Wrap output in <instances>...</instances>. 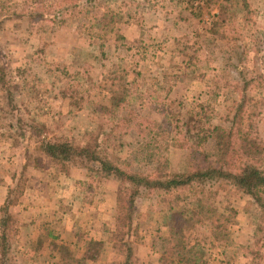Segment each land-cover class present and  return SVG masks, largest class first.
I'll return each instance as SVG.
<instances>
[{
  "label": "rangeland",
  "instance_id": "374dc122",
  "mask_svg": "<svg viewBox=\"0 0 264 264\" xmlns=\"http://www.w3.org/2000/svg\"><path fill=\"white\" fill-rule=\"evenodd\" d=\"M221 2L0 0V235L10 244L5 264H124L128 256L133 264H160L170 196L139 197L130 228L121 229L122 185L90 171L95 163L62 166L42 145L45 138L98 142L134 171L186 172L194 155L187 130L225 125L224 115L243 96L237 87L242 73L255 80L246 94L264 98V0H234L222 25ZM93 5L124 13L128 22L104 33L92 26ZM87 7L89 16L82 11ZM36 12L56 22L42 32L41 24H30ZM213 21L219 25L212 27ZM115 66L127 72L134 99L116 115L121 121L114 128L118 121L107 122L109 115L100 113L110 105L104 86ZM256 106V133L264 143V107ZM128 119L149 122L146 139ZM111 129L113 139L103 144ZM205 135L203 147L211 151L213 138ZM141 141L153 144L144 148ZM217 206L236 212L221 224L231 240L206 250L204 264H264L258 205L232 186ZM191 235L194 241L197 235ZM209 235V229L201 231L199 239ZM3 258L0 249V264Z\"/></svg>",
  "mask_w": 264,
  "mask_h": 264
},
{
  "label": "trees",
  "instance_id": "16d2710c",
  "mask_svg": "<svg viewBox=\"0 0 264 264\" xmlns=\"http://www.w3.org/2000/svg\"><path fill=\"white\" fill-rule=\"evenodd\" d=\"M234 0H222L220 5V25L225 24L223 11ZM90 3V2H89ZM227 5V6H226ZM76 7L78 6L75 4ZM90 20L92 26L101 27L106 33L109 28L116 29V24L127 23V15L113 10L102 12L93 5ZM97 8V9H96ZM242 11H247L246 3L240 5ZM89 16V7L82 8ZM30 24H41L45 32L48 23H55L43 12L29 15ZM129 18V17H128ZM222 23V24H221ZM58 24V23H57ZM54 25V24H53ZM219 21H213L212 27L218 26ZM44 28V29H43ZM2 68L0 67V71ZM2 73V72H1ZM264 79V74L259 75ZM255 80L249 79L244 73L240 75L237 87L241 88L242 98L232 110L223 118L225 125H216L199 132L191 133L187 130V141L194 148V155L189 164V169L183 173L153 172L152 174L132 170L128 162L117 163L107 154L102 145L95 142L92 146H81L67 138L44 139L42 148L45 153L56 163L65 165L81 161L87 165L95 163L97 168L88 167L106 178L116 179L122 187L118 202L121 215L116 218L118 227L130 228L136 200L144 194L159 192L171 198L168 214L163 217L162 225L166 229L167 239L160 264H204L206 250L216 246H227L231 240V233L222 229V223H230L236 216L232 207L220 211L217 199L222 192L234 186L240 193L251 198L259 207L261 213L258 220V232L264 231V143L257 135L255 123V107H264V98L253 101L246 92ZM104 89L110 95V105L103 106L101 113H107V122L113 123L116 115L121 110H127L130 100L134 99L132 90L127 85V72L120 66H115L114 71L107 77ZM264 110V108H263ZM255 112V113H254ZM114 128L119 126L120 121ZM134 129L136 134L146 139V132H150L147 120H124ZM160 132H158L159 134ZM209 134L213 138V149H204ZM113 139V129L104 133L103 144L110 143ZM149 148L153 143L144 146ZM210 230V235L199 239L201 231ZM191 233L197 235L192 239ZM194 242V243H193ZM10 244L7 235H0V249L3 255L1 264H5V257L9 253ZM124 264H133L128 256Z\"/></svg>",
  "mask_w": 264,
  "mask_h": 264
}]
</instances>
